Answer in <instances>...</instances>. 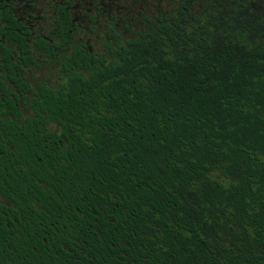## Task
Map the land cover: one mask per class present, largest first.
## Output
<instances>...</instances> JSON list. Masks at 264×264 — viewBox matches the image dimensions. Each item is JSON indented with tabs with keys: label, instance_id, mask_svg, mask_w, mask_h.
Returning a JSON list of instances; mask_svg holds the SVG:
<instances>
[{
	"label": "trees",
	"instance_id": "1",
	"mask_svg": "<svg viewBox=\"0 0 264 264\" xmlns=\"http://www.w3.org/2000/svg\"><path fill=\"white\" fill-rule=\"evenodd\" d=\"M66 6L44 37L0 16V186L30 207V264H264V0H169L127 38L101 0ZM30 43L56 88L22 77Z\"/></svg>",
	"mask_w": 264,
	"mask_h": 264
},
{
	"label": "flooded vegetation",
	"instance_id": "2",
	"mask_svg": "<svg viewBox=\"0 0 264 264\" xmlns=\"http://www.w3.org/2000/svg\"><path fill=\"white\" fill-rule=\"evenodd\" d=\"M59 6H66V0H0V16H3L4 13L12 14L17 21L26 26L33 38L38 36L34 33L33 20L38 17L41 18V16H49V19L44 20L46 32H43L40 35L44 37L49 27H51V21L56 14L57 7ZM66 11L69 12L70 16L72 17L73 25H76V28H78L77 26H79V24H76L75 20L73 19L74 11L70 10V7L68 6H66ZM76 13L79 15L82 14L80 11H77ZM76 34L77 32H75L73 39L75 44L79 43L75 38ZM29 45L32 58L34 59V56H36V64H34L32 60V62H30V66L24 68L22 77L30 83V87L32 88L36 83L42 82L33 83L31 80L25 77V74L30 73L32 76V72L39 66V62L47 64L55 63L58 66V83L56 86L50 88H56L60 82L58 74L59 61L57 60V51L55 58H46L43 54L35 53L34 45L32 43ZM85 45L89 52L92 53L93 51L88 47V44L85 43ZM1 78L2 71L0 69V80ZM2 191L3 189L0 186V264H30V235L24 236L21 234L24 226H30V207L20 205V202L10 201L2 195ZM24 208H27V211H25Z\"/></svg>",
	"mask_w": 264,
	"mask_h": 264
},
{
	"label": "rangeland",
	"instance_id": "3",
	"mask_svg": "<svg viewBox=\"0 0 264 264\" xmlns=\"http://www.w3.org/2000/svg\"><path fill=\"white\" fill-rule=\"evenodd\" d=\"M132 1L133 0H101L103 7L109 8L114 11L113 15L115 16L116 22L118 21L117 30L123 38L130 37V34L140 26L141 14L152 16L162 9L167 8L169 2V0ZM77 8L79 7L77 6ZM77 11L78 10H76V12ZM76 12H73V19L76 23L79 24V26H77V34L75 35L76 40L78 42L87 43L88 47L93 52L100 53L102 51V39L105 37L106 32L103 30V27H99L98 29L94 30V32H91L88 28V25L90 23L87 21V19L83 18L82 14L79 15ZM42 18L43 16H41V18L38 17L33 20V29L36 35H41L43 32H46V26ZM96 20L97 22H102V19L99 17ZM126 23H130L132 25L131 31L129 33L126 32L124 28ZM57 68L58 66L55 63L47 64L39 62V66L34 69V71L32 72V76L30 73H27L25 74V77H27L33 83L42 82L49 87H54L58 83ZM27 113L28 112L26 111L25 114ZM49 129L51 131L57 132V128L53 125H49Z\"/></svg>",
	"mask_w": 264,
	"mask_h": 264
}]
</instances>
